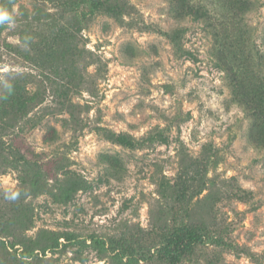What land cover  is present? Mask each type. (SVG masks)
<instances>
[{
	"label": "rangeland",
	"instance_id": "374dc122",
	"mask_svg": "<svg viewBox=\"0 0 264 264\" xmlns=\"http://www.w3.org/2000/svg\"><path fill=\"white\" fill-rule=\"evenodd\" d=\"M128 1L113 16L87 0H0L14 18L0 24L11 141L0 217L27 184L19 156L43 170L42 187L27 186L23 242L0 237V264H264V0ZM185 4L206 13L180 16ZM56 87L75 115L50 108ZM204 154L203 190L193 179L177 200L183 169ZM77 180L69 194L56 188ZM185 225L207 227V239L173 263L165 241Z\"/></svg>",
	"mask_w": 264,
	"mask_h": 264
},
{
	"label": "trees",
	"instance_id": "16d2710c",
	"mask_svg": "<svg viewBox=\"0 0 264 264\" xmlns=\"http://www.w3.org/2000/svg\"><path fill=\"white\" fill-rule=\"evenodd\" d=\"M88 6L91 9L92 14L94 13H105L113 16H120L123 14H126L130 11L132 8V5L129 3L128 0H87ZM177 13H179L180 16L183 14H197V15H204L206 13V10H203L199 7H194L193 5L185 4L179 8L176 9ZM177 35V34H176ZM176 35L173 33L169 34V38L172 39V41L176 38ZM80 36H78V33L76 31H73L71 35L72 41L75 40V42L80 40ZM89 54H91V50L88 48H84ZM83 49V51H84ZM185 53L190 54V52L186 49L183 50ZM234 77V76H233ZM237 78V74H236ZM252 92H254V89H251ZM65 92L61 91L59 88H51V99L52 102L50 104L51 109L55 108H62L66 112H68L71 116L76 114V106L66 102L62 101L61 97L63 96ZM22 104H26V102H22ZM256 104L259 108L260 114L264 117V96L260 97L259 100H256ZM48 107V106H47ZM8 129V126L6 125H0V150H2L4 147L11 146V141L4 140L5 131ZM107 138L117 142L120 145L126 146V147H132L134 145L133 140L129 139L126 135L121 133H115L112 131H108L103 128H98ZM11 140V139H10ZM19 160H21L22 166H23V173L26 177L27 184L22 185L16 192L19 193V195L15 198L9 201L10 207H9V215L0 217V237H4L6 239H10L8 237L14 238L16 236H20L17 241H19L20 244H22L24 236L22 235L23 230L26 229L28 223L31 220V216L28 213V210L23 209V201L27 195V186H30L33 191H37L39 188L42 187V181H43V170L41 168L42 164L37 161H31L23 156H19ZM210 158L206 154L202 156V159L199 160L200 168L199 170L196 169V166L194 167H186L183 169V173L181 176L180 184L178 192L176 193V199L179 201H183L185 199L186 193L189 190L190 187V181L193 179H196L199 183L198 189L203 190L204 183H205V176L210 168ZM81 185V183L77 181L73 182H63L59 181L57 182V189L62 192L63 194H69L72 191H74L75 187ZM42 235H45L46 241L45 245L50 244V234L48 231L43 230L41 232ZM205 239H207V227H193L189 225H185L182 228H178L176 231H174L171 235L167 236L165 244L167 247V250L165 252V255L168 260L175 263L179 260V255L177 253H182L186 255L189 253L193 247L203 242ZM0 241L1 240L0 238ZM9 245L14 246L15 241L9 242Z\"/></svg>",
	"mask_w": 264,
	"mask_h": 264
},
{
	"label": "clouds",
	"instance_id": "9594fccd",
	"mask_svg": "<svg viewBox=\"0 0 264 264\" xmlns=\"http://www.w3.org/2000/svg\"><path fill=\"white\" fill-rule=\"evenodd\" d=\"M12 24L14 23V18L12 14L6 9L0 7V24ZM19 195L18 192L9 193L10 198L15 199Z\"/></svg>",
	"mask_w": 264,
	"mask_h": 264
}]
</instances>
